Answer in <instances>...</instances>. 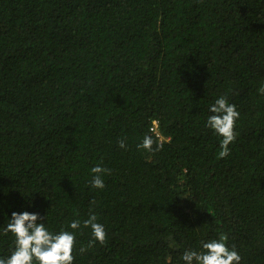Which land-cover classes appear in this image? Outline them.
<instances>
[{"label":"trees","instance_id":"16d2710c","mask_svg":"<svg viewBox=\"0 0 264 264\" xmlns=\"http://www.w3.org/2000/svg\"><path fill=\"white\" fill-rule=\"evenodd\" d=\"M262 87L264 0H0V224L94 211L106 240L83 229L74 264H183L218 236L264 264ZM220 95L240 112L225 157L205 127ZM152 120L149 153L136 144ZM12 241L0 232V255Z\"/></svg>","mask_w":264,"mask_h":264},{"label":"clouds","instance_id":"9594fccd","mask_svg":"<svg viewBox=\"0 0 264 264\" xmlns=\"http://www.w3.org/2000/svg\"><path fill=\"white\" fill-rule=\"evenodd\" d=\"M264 93V87L260 89ZM205 127L219 138V155L225 157L230 152V145L235 141L236 125L240 118L237 105L220 95L208 105ZM157 121L136 144L137 149L146 152L159 151L163 144L156 129ZM118 147L127 150L126 138L118 139ZM155 145V147H154ZM110 169L102 163L91 167L90 189L103 190L106 187L105 175ZM47 212L41 215L35 211H11L7 213L6 224H0V232L13 237L10 253L0 255V264H74V249L83 253L86 247L78 241V233L87 228L91 233L90 247L93 243L103 244L107 237L105 224L100 222L97 214L90 210L86 219L73 218L63 223L58 229L46 222ZM171 246V245H170ZM183 264H241L242 256L235 248L225 242V237H209L198 241L196 247H186L180 256Z\"/></svg>","mask_w":264,"mask_h":264},{"label":"built area","instance_id":"2783aa9c","mask_svg":"<svg viewBox=\"0 0 264 264\" xmlns=\"http://www.w3.org/2000/svg\"><path fill=\"white\" fill-rule=\"evenodd\" d=\"M157 121V120H156ZM156 129H157V132L159 133V136H160V140L164 139L162 133L159 131V128H158V121H157V125H156Z\"/></svg>","mask_w":264,"mask_h":264}]
</instances>
